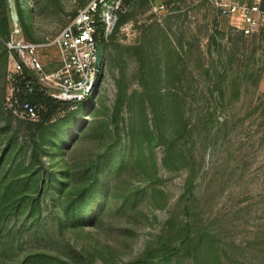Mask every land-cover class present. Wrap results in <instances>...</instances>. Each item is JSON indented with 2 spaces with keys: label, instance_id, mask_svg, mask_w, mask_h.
Here are the masks:
<instances>
[{
  "label": "rangeland",
  "instance_id": "rangeland-1",
  "mask_svg": "<svg viewBox=\"0 0 264 264\" xmlns=\"http://www.w3.org/2000/svg\"><path fill=\"white\" fill-rule=\"evenodd\" d=\"M19 1L40 41L57 36L87 2ZM166 1H134L108 38L84 113L88 129L61 153L57 147L44 155L57 172L61 159L79 170L108 158L105 207L84 228L66 229L48 203L34 228L19 223L3 232L0 264L38 251L66 262L52 264H131L190 235L199 246L188 244L168 264H195L196 254L206 264L215 252L226 264H264V30L245 36L210 0ZM152 3L166 8L155 12ZM39 56L48 71L57 67L55 47ZM8 68L0 40V150L6 140L29 136L33 122L9 121ZM116 132L124 139L118 147Z\"/></svg>",
  "mask_w": 264,
  "mask_h": 264
},
{
  "label": "trees",
  "instance_id": "trees-1",
  "mask_svg": "<svg viewBox=\"0 0 264 264\" xmlns=\"http://www.w3.org/2000/svg\"><path fill=\"white\" fill-rule=\"evenodd\" d=\"M88 1L81 7L85 6ZM134 1L136 0L127 1L128 9L120 14L117 27L110 36L111 39L131 16L130 7ZM172 1L167 0L166 2ZM140 3L145 4L147 0H140ZM15 4L24 37L31 42H42L33 36L28 23L22 20L20 1L15 0ZM12 28L13 19L9 0H0V40L3 46V56L7 61L8 51L5 42L10 38ZM102 31L103 26L99 25L96 38L98 50H102L103 53L102 66H104L107 60L108 39L101 35ZM28 80L34 86V92L24 95L22 99L31 103L43 104L47 110L39 121L29 122L27 126L29 136L20 137V142L16 138L15 143L9 139L1 145L3 148L0 150V238L5 231L11 234L19 223H21L20 228L27 226V228H34L42 219L45 208L49 206L48 203L56 212L61 228H84L86 224L94 222L99 211L105 207L111 182L110 160L102 158L101 155L90 163L86 162L79 170H73L70 159H61L62 168L58 172L53 168L56 165L55 162L47 164L44 160V155L49 154L54 148L58 147L61 153L63 147L69 145L71 140L78 136L81 128L88 129L84 113L90 107L91 96L96 87L83 101L60 102L41 90L32 77H28ZM25 84V81L20 83L22 88ZM5 110L11 116L9 121L12 117L16 118L10 110ZM16 120L21 121L18 118ZM116 133L118 135L116 146L118 147L124 139L118 132ZM128 141L133 158V153L136 152V148H133L135 141L133 139ZM23 151H25V156L21 158L19 152ZM110 151L111 149H108L107 153ZM55 158L53 156V161ZM199 240V237L187 236L174 249H161L159 254L158 252L153 254L152 250L146 251L143 256L131 264H168L173 257L186 251L188 244L198 247ZM10 246L13 249L15 243ZM165 246L167 244H163V247ZM213 256V262L206 264H226L221 261L216 252ZM197 258L196 254L194 262L200 264ZM53 260L64 261L49 252L38 251L33 255H26L14 264H52Z\"/></svg>",
  "mask_w": 264,
  "mask_h": 264
},
{
  "label": "built area",
  "instance_id": "built-area-1",
  "mask_svg": "<svg viewBox=\"0 0 264 264\" xmlns=\"http://www.w3.org/2000/svg\"><path fill=\"white\" fill-rule=\"evenodd\" d=\"M128 0H89L79 8L70 23L53 39L39 43L24 37L21 26L13 23L10 38L5 42L9 54L7 79L10 84L5 107L20 120L37 122L46 112L45 105L22 98L34 92L28 80L32 77L45 93L60 102H80L93 92L97 73V27L103 26L102 36L108 39L115 31L121 13L128 9ZM152 1V0H151ZM245 36L264 30L262 0L240 4L235 0H210ZM155 12L165 4H153ZM58 50L57 67L48 71L39 52L45 48ZM25 81L24 88L20 83Z\"/></svg>",
  "mask_w": 264,
  "mask_h": 264
},
{
  "label": "water",
  "instance_id": "water-1",
  "mask_svg": "<svg viewBox=\"0 0 264 264\" xmlns=\"http://www.w3.org/2000/svg\"><path fill=\"white\" fill-rule=\"evenodd\" d=\"M9 6L11 9V15H12V19H13V23L14 24H18L19 23V15H18V11L16 8V4H15V0H9ZM102 50H98V58H97V73H96V78H95V82L94 84L98 81L99 76L101 74V70H102Z\"/></svg>",
  "mask_w": 264,
  "mask_h": 264
}]
</instances>
